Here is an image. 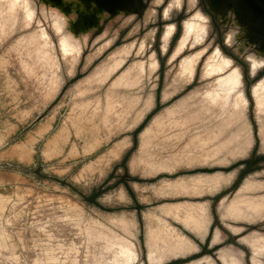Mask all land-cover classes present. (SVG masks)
I'll return each mask as SVG.
<instances>
[{"label":"rangeland","instance_id":"374dc122","mask_svg":"<svg viewBox=\"0 0 264 264\" xmlns=\"http://www.w3.org/2000/svg\"><path fill=\"white\" fill-rule=\"evenodd\" d=\"M16 7L25 21L33 16L25 1L0 0V264H144L146 257L164 264L183 256L188 262L193 251L204 254L211 217L221 216L232 231L248 230L231 220L254 219L264 208V80L253 89L254 102L255 81L243 58L234 57L247 97L239 68L215 49L203 76H219L199 100L190 91L210 80L201 82L199 72L193 82L175 76L177 61L159 49V8L148 6L115 42L88 48L72 62L45 47L48 40L17 18ZM203 19L197 14L186 22L174 55L203 39ZM209 34L230 54L219 26H209ZM60 48L79 55L68 38H60ZM196 60L181 65L182 76L193 77ZM225 130L228 146L219 152ZM252 157L262 158L244 171L233 195L245 167L236 163ZM216 165L228 167L221 173L228 191L219 202L203 196L217 193L218 175L199 169ZM159 170L171 174L159 179ZM222 230L215 228L213 243L226 237ZM248 232L242 241L260 255L264 229ZM199 257L186 264H218L212 254ZM218 258L246 264L231 244Z\"/></svg>","mask_w":264,"mask_h":264},{"label":"water","instance_id":"95a60500","mask_svg":"<svg viewBox=\"0 0 264 264\" xmlns=\"http://www.w3.org/2000/svg\"><path fill=\"white\" fill-rule=\"evenodd\" d=\"M5 3V0H1ZM27 2L29 9L33 12V16L27 21L24 20V9H19L17 18L21 17L24 24L34 23L38 28L39 35L43 34L48 40L45 47L52 50H57L64 58L70 57L72 62H76L82 55L83 51L88 48H94V46L107 41L108 45L115 42L116 39L125 31L130 24L144 15L148 6L153 5L158 10L159 20L161 23L162 32L160 35V41L163 42L162 48H159L161 54L169 55V61H177L176 77L180 80H187L193 82L196 80L197 73L199 72V80L202 82L210 80L204 89L200 92L191 90L190 94H194L195 99L197 95L199 99L202 97L203 91L213 86L215 79L219 75H213L211 77H204L203 72L208 61V57L212 55L215 49L220 50V54L231 60V67H240L235 62V58H243L248 64V68L251 73L252 79L255 84L252 86V97L254 98L253 89L256 86H260L264 80V0H22ZM153 2V4H151ZM5 10V9H2ZM209 11V12H208ZM15 12V11H14ZM200 14L204 17L205 30L203 39L198 41L191 39L187 45L176 55V48L182 39L185 31V24L190 19ZM214 19H213V15ZM213 23L221 29L223 36V43L229 47L230 54H226L222 51L221 46L214 40L209 41V26L212 27ZM57 26H60L57 28ZM169 26H172V33L166 36V30ZM65 37L73 42V44L79 47V55L77 58H73L74 53L63 54L60 48V38ZM42 40V38L40 37ZM171 40V46L168 49L167 43ZM140 49L142 47L140 46ZM124 51V50H123ZM125 52V51H124ZM197 58L196 67L191 79L182 76L181 65L191 58ZM235 57V58H234ZM154 58H152L153 60ZM151 62V66H152ZM155 63V61H154ZM154 68V66H152ZM151 67V68H152ZM141 70L142 67H140ZM225 72H228L225 71ZM220 73V74H224ZM241 72V70H240ZM162 79L160 78L157 93H159L162 85ZM243 87V77L241 72V85L242 93L245 95ZM246 96V95H245ZM247 97V96H246ZM248 99V98H247ZM200 102V101H199ZM255 102V98H254ZM249 103V100H248ZM162 105V104H161ZM162 105L161 107H163ZM248 106V104H247ZM166 106H164L165 108ZM256 107V103H255ZM163 108V109H164ZM247 108V107H246ZM244 109V111L246 110ZM257 110V108H256ZM244 111L242 119L244 118ZM217 114V113H216ZM219 114V113H218ZM264 114V113H262ZM211 115V114H210ZM209 115V116H210ZM149 116V115H148ZM215 116V115H214ZM262 116V115H261ZM215 118V117H214ZM212 120V119H211ZM214 121V120H213ZM244 122H246L243 119ZM259 124L262 121L264 129V115L261 121L258 118ZM210 122V123H209ZM211 124L212 122L209 121ZM261 127V124H260ZM227 130V129H226ZM226 130L223 133L222 140L216 141L219 144L223 142L222 150H225L228 146ZM234 131V130H233ZM232 132V131H231ZM260 135L262 133L260 130ZM262 141V138H261ZM263 144V142H262ZM264 145V144H263ZM234 151V150H233ZM232 152V151H231ZM232 154V153H231ZM217 156V155H216ZM210 161V160H209ZM244 182V181H243ZM241 182L238 188L242 185ZM234 190L233 195L237 189ZM256 191V190H255ZM253 191H251L252 193ZM257 195V194H252ZM260 195V194H259ZM261 216H260V215ZM264 208L259 212L254 219H257L255 223H249L254 219H240L231 220V222H239L245 224L248 230L232 231L230 227H227V236H232L236 239L234 243L239 244L244 252V261L246 264H253L251 257L255 256L260 260L259 264H264V257H261L262 253L254 254L252 249L242 241V238L253 235L248 231H254V229H264L260 227V224L264 223ZM250 229V230H249ZM262 236V235H255ZM264 238V236H262ZM251 253V256H250ZM180 261L186 259L178 257ZM177 260V259H175Z\"/></svg>","mask_w":264,"mask_h":264},{"label":"flooded vegetation","instance_id":"af4514ba","mask_svg":"<svg viewBox=\"0 0 264 264\" xmlns=\"http://www.w3.org/2000/svg\"><path fill=\"white\" fill-rule=\"evenodd\" d=\"M209 12V11H208ZM213 15V14H212ZM213 19H214V15H213ZM157 107H159V109H161V106L160 105H158ZM156 107V108H157ZM154 111V110H153ZM151 112L150 113V115H149V117L151 116V114L152 113H154V112ZM147 121V118H146V120L144 121V123ZM142 125H143V123H142ZM142 125H140L136 130L139 132L141 129H142ZM261 158L262 157H252L251 158V160L249 161H240V163H236L235 165H236V167H242L243 165L245 166L244 168H240V172L237 174V177H236V179H235V181H234V184H233V188H238V186H239V184L241 183V180H242V177H243V174H244V171H246V170H248V169H250L251 167H252V164H256V163H259L260 161H261ZM125 163H126V159H123V161H122V164L123 165H125ZM233 167H232V164L230 165V168L229 169H232ZM200 170H202V171H204L205 173L207 172L208 173V175H210V176H214V175H218V178H219V180H220V182H219V184L217 185V188L216 189H218V190H216V194L215 195H211L210 193H207V194H204L203 196L204 197H208V199H210V197H212V198H215V199H219L218 200V202L224 197V196H222V195H224L227 191H228V188L226 187V182L228 181L227 180V177L228 176H226V175H224L225 174V172L227 171V169H228V167L226 166V165H216L215 167H209V166H204V167H202V168H199ZM214 170H218L219 172H215V174H209L211 171H214ZM160 172H159V179H160V177H162V175L163 174H166V175H168V174H171L169 171H161V170H159ZM171 172H174V171H171ZM221 173H224V174H221ZM128 174H126V176H127ZM161 175V176H160ZM199 198H201V197H199ZM206 201V200H205ZM218 204V203H217ZM209 208H210V206H209ZM210 210V209H209ZM210 217H211V215H210ZM220 218H221V216H220ZM217 219L216 217H214V219H213V217H211V221H210V223H209V226H208V232H207V234L205 235V237H203V240H204V242H206V244H207V246H206V248L205 249H203V251H204V254H212L214 257H215V261L218 263V264H222V262L219 260V258H218V252H219V250L222 248V247H224V246H226L227 244H231V245H233V246H235V247H237V248H239V249H241L242 251H243V249H242V247H240L239 246V244H237V243H234V240L236 241V239L234 238V237H232V236H227V227H226V225H224L220 220L222 219ZM178 224H180V223H178ZM181 225V224H180ZM185 230H188V231H190L189 229H187V228H185L183 225H181ZM216 227H218L220 230H224L225 232H223L224 234H225V238L222 240V241H220L219 243H213L212 242V237H213V232H214V230H215V228ZM222 230V231H223ZM191 233H192V231H191ZM193 234H195L194 232H193ZM196 236H198V235H196ZM200 237V236H199ZM199 237H196V239L197 238H199ZM199 241H200V239H199ZM204 254H201V252H199L198 253V251H193L192 252V255L193 256H191V257H189L188 259H190L191 258V260H189L188 262H191V261H193V260H196V259H198V257H199V255H204ZM200 258V257H199ZM202 258V257H201ZM175 259H177V260H175ZM213 259V258H212ZM171 260V261H170ZM169 261H167L166 263H164V264H186V263H188V262H184V260L183 261H180L177 257L176 258H172V259H170ZM173 260V261H172ZM145 263L144 264H151V263H149L148 261H147V257H146V261H144Z\"/></svg>","mask_w":264,"mask_h":264},{"label":"trees","instance_id":"16d2710c","mask_svg":"<svg viewBox=\"0 0 264 264\" xmlns=\"http://www.w3.org/2000/svg\"><path fill=\"white\" fill-rule=\"evenodd\" d=\"M159 109V107H157L156 109H155V112L157 111ZM154 112V111H153ZM149 117V116H148Z\"/></svg>","mask_w":264,"mask_h":264}]
</instances>
